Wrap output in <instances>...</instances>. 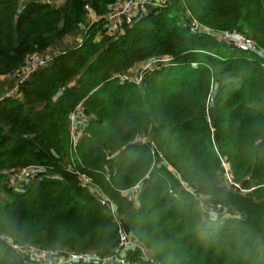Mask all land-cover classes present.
Masks as SVG:
<instances>
[{
  "label": "trees",
  "instance_id": "obj_1",
  "mask_svg": "<svg viewBox=\"0 0 264 264\" xmlns=\"http://www.w3.org/2000/svg\"><path fill=\"white\" fill-rule=\"evenodd\" d=\"M117 1L19 9L0 0V74L29 52L62 45L85 21L86 4L104 15ZM194 19L213 32H194ZM102 24L34 71L18 95L0 98V264H25L9 240L115 254L119 220L64 160L109 197L157 264H264V57L222 37L238 31L264 51V0H164L116 37ZM155 56L172 60L141 83L115 76ZM79 105L88 119L74 149ZM140 134L149 141H135ZM224 160L233 183L219 179ZM30 165L51 174L11 185L7 171Z\"/></svg>",
  "mask_w": 264,
  "mask_h": 264
},
{
  "label": "built area",
  "instance_id": "obj_2",
  "mask_svg": "<svg viewBox=\"0 0 264 264\" xmlns=\"http://www.w3.org/2000/svg\"><path fill=\"white\" fill-rule=\"evenodd\" d=\"M33 1L47 3L46 0ZM151 1L152 0H118L116 3L111 5L108 12L103 15L104 18L106 16L108 19H113L111 21V26L108 27L107 31L113 30V35L115 37L122 34L126 29L134 24L137 18H140L143 14H145L146 4L150 3ZM85 7L89 12H92L88 4H86ZM198 28L207 31L210 30L209 28L204 27L202 24L194 20L193 24H191V29L194 32H199ZM88 29L89 27L84 30L85 35L83 37L88 36ZM222 34L225 37H229L228 40H232L234 44L239 48L244 50H254L264 57V51L260 50L257 47V44L253 39L246 37L243 33L234 31L232 33L222 32ZM102 35V33H99L97 36H99V39H101L103 37ZM81 45L82 41L80 38V40L77 44L74 45V47ZM67 48H71V46L60 48V51L56 53H49L47 51H32L27 53L23 65L9 74L10 78L14 82V85L7 94L12 96L17 95L20 90L21 84H23V82L27 80L34 71H37L42 67H46L58 53L65 52ZM171 60L172 57L170 56H155L149 60L141 62L142 64L140 66L132 67L128 72L122 74L117 73L115 74V76L123 80L128 79L129 81L141 83L146 73L162 69V67L167 66ZM87 119L88 117L81 105H79L71 115V142L74 149L76 148L82 135L85 133V125ZM135 141L146 142L149 141V138L145 134H140L136 136ZM223 164V167L228 168V163L225 160L223 161ZM67 169L73 170L78 175L79 180L83 185H88L91 186L92 189H95L98 192V199L101 204L110 209L111 212L115 215L116 219L119 220V231L121 233L120 245L116 249L114 255L102 257L94 253H85L78 251H51L38 247L36 245H22L9 240L11 246L25 259L24 262L29 261L32 264H66L73 262L96 264H157L150 259L142 258L139 260L128 258L127 254L130 250H135L137 247H142L144 249L143 245L139 244L131 237L130 231H127L126 224L120 217H118L119 214L116 211V206L112 203L109 197H107L101 190L97 188V185L92 182L91 178L85 173L74 169L72 164L69 162L67 165ZM40 171L45 172L46 167L39 165H30L21 169L8 170L7 172L9 173L11 179V185H13L14 187L25 188V186H27L26 184L29 183L28 181H31V179H33L35 176H39ZM228 173L229 181L233 183L229 169ZM16 183H18L19 185H17ZM130 198H135V190Z\"/></svg>",
  "mask_w": 264,
  "mask_h": 264
},
{
  "label": "rangeland",
  "instance_id": "obj_3",
  "mask_svg": "<svg viewBox=\"0 0 264 264\" xmlns=\"http://www.w3.org/2000/svg\"><path fill=\"white\" fill-rule=\"evenodd\" d=\"M17 1H18L19 9H22V8L20 7L22 2H21L20 0H17ZM23 1H25V0H23ZM62 1H63V0H59V2H58L57 4H59V5L62 4V3H61ZM46 2H47V3H51V1H49V0H46ZM161 2H164V0H152L150 3H147V4H146V11H145V13H146L147 11H149L150 8L159 6V5L161 4ZM55 5H56V4H55ZM59 5H56V6H59ZM92 16H94V12H92V13L89 14V16H88V18H89L88 22H89L90 24H92L95 20H97V21H98V20H100V21L103 20V24H102L103 27L108 28V27L111 26V21H112L113 19H108L106 16H105V18H104L103 15H98V16H94V20H92V19H91ZM194 20H195V19H194ZM194 20L192 21L191 24H193ZM197 22H198V21H197ZM92 25H93V24H92ZM86 28H87V27H84L83 31L78 30V31H74V32H72L70 35H67V36L64 38V41H63V44H62V45L60 44V46H59V45H57V46H51V47H49V48H48L47 50H45V51H47V52H49V53H56V52L60 51V48H61L64 44H65V46H72V45L77 44L78 41L80 40V38L83 36V32H84V30H85ZM198 30H199V32H207V33L213 32V30H209V31H207V30H202V29H199V28H198ZM200 30H201V31H200ZM109 33H113V34H114L113 30H112L111 32H109ZM222 37H223V38H226V39L229 38V37H225V36H222ZM100 38H101V36H100ZM219 38H221V36H220ZM141 64H142V63H140V65H141ZM140 65H139V66H140ZM13 84H14V83H13V81H12V85H13ZM211 100H213V99H211ZM211 120H212V118H211ZM62 163H63V165H65V167L67 168L68 162H66V160H64V161H62ZM227 165H229V164H227ZM228 169H229V168L223 167L222 172L219 173V179H220L221 181H223V182H225L226 180L229 181V173H228ZM45 173H47V174H51V170L47 168L46 171H45ZM52 175L55 176V177H60V175L57 174V173H52ZM37 179H38L37 176H35L33 179H31V181H28L29 183H27L26 185L28 186L29 184H31V183H33V182H36ZM229 182H230V181H229ZM16 184L19 185L18 183H16ZM27 186H25V187H27ZM92 191L94 192L95 195L98 196V192H97L95 189H92ZM127 195H132V193L129 192V193H127ZM133 199H135V198H133ZM207 204H208V200H203V199H201V205H202V207L207 206ZM219 211H220L219 209L213 207L212 205L210 206V208H209V214H210V217L212 218V220H215V219H216L217 212H219ZM224 214H225L226 216L238 215L237 213H232V212L229 211V210H224ZM118 217H120V216L118 215ZM120 218H121V217H120ZM143 247H144V249H143L142 247H140V249H141V254H140L141 257H143L144 259H150V260L156 262V261L154 260V257L152 256L151 251H150L148 248H146L145 246H143ZM21 257H22V256H21ZM152 257H153V258H152ZM22 258H23V257H22ZM23 259H24V258H23ZM24 260H25V259H24ZM25 264H32V263H30L29 261H26Z\"/></svg>",
  "mask_w": 264,
  "mask_h": 264
},
{
  "label": "crops",
  "instance_id": "obj_4",
  "mask_svg": "<svg viewBox=\"0 0 264 264\" xmlns=\"http://www.w3.org/2000/svg\"><path fill=\"white\" fill-rule=\"evenodd\" d=\"M49 1H51V3H53V4L59 5V4H57L59 2V0H49ZM66 1L67 0H63L61 3L64 4ZM21 2L22 3H21V6L20 7L23 8L27 3H30V2L32 3V0H25V1L21 0ZM62 4H60V5H62ZM91 13H92L91 11L90 12H87L86 19L83 22V24H82V26L80 27L79 30L83 31L84 27H86L87 25H89V22H88L89 18H88V16ZM94 16H96L95 13H94ZM94 16L91 17L92 20L94 19ZM105 29L108 30V28H105ZM97 39H99V36H97ZM12 81L13 80L10 78V75L9 74H0V98H2L3 96H5V94H7L8 91L13 87L14 84L12 85ZM127 193H129V192H127ZM128 196L130 197L131 195H128Z\"/></svg>",
  "mask_w": 264,
  "mask_h": 264
},
{
  "label": "clouds",
  "instance_id": "obj_5",
  "mask_svg": "<svg viewBox=\"0 0 264 264\" xmlns=\"http://www.w3.org/2000/svg\"><path fill=\"white\" fill-rule=\"evenodd\" d=\"M20 1H21V0H20ZM32 2H36V1H33V0H32ZM38 3H41V2H38ZM90 26H92V25H90V23H89V25H87L86 27H90ZM84 35H85V32H83V36H84ZM83 36H82L81 38H83ZM85 37H88V36H85ZM96 37H97V35H96ZM102 38H103V37H102ZM102 38H101V39H102ZM99 40H100V39H99ZM63 47H65V44H64ZM63 47H61V48H63ZM72 47H74V45H72L71 48H72ZM65 51H66V50H65ZM71 115H72V114H71ZM83 135H84V134H83ZM83 135H82V136H83ZM67 162H68V160H67ZM45 167H46V166H45ZM46 169H47V167H46Z\"/></svg>",
  "mask_w": 264,
  "mask_h": 264
},
{
  "label": "water",
  "instance_id": "obj_6",
  "mask_svg": "<svg viewBox=\"0 0 264 264\" xmlns=\"http://www.w3.org/2000/svg\"><path fill=\"white\" fill-rule=\"evenodd\" d=\"M126 228H127V231L129 232V228L126 226Z\"/></svg>",
  "mask_w": 264,
  "mask_h": 264
}]
</instances>
